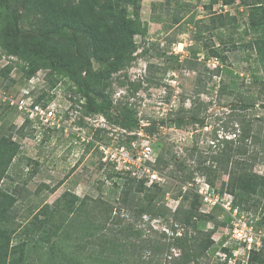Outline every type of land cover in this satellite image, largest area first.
Returning a JSON list of instances; mask_svg holds the SVG:
<instances>
[{"label": "rangeland", "instance_id": "1", "mask_svg": "<svg viewBox=\"0 0 264 264\" xmlns=\"http://www.w3.org/2000/svg\"><path fill=\"white\" fill-rule=\"evenodd\" d=\"M227 1L226 5L219 2L210 6L209 0H142L139 17L145 31L143 34L134 35L133 40L137 46L134 52L135 60L128 68L111 78L114 106L120 107L128 103L135 109L137 117L142 120L141 123L147 124L141 128L142 136L136 135L133 140L152 144L156 157L160 156L162 159L159 164L153 163L151 167L161 177L157 185L167 192L164 205L169 210V214L164 218L135 217L132 210L122 207L116 200L118 195L116 196L112 188L116 177H113V181L107 178L108 174L112 175V170L101 161L102 154L96 147V142L105 146L128 144L133 141L127 139L132 134L121 132L105 118L104 123H101L98 120L99 115H93L88 122L84 121L85 115H81L79 103H76L78 95L63 79H59L51 88L50 81L54 77L46 69L37 70L27 79L20 68L22 63L15 57L6 56L0 49V71L6 65H12L9 75L0 77V92L6 93V89L11 86L10 93L17 96L26 89H31V95L35 100L43 95L44 99L45 96L46 98L52 96L49 103L59 106V110L68 122L70 118L74 119L68 134L57 130L37 137L30 126L23 125V114L14 108L0 110V136L7 135L19 145L20 157L23 160L18 165L15 161L8 174L9 179H13L12 186L21 191L23 198V202L21 200L17 202L13 213L21 227L38 211L41 213L40 209L45 205L56 212L58 208L56 203L61 195L68 191L80 198L88 197L90 199L88 206L94 205V202L99 200L109 202L113 206L114 213L111 217L118 215L117 221H121L120 224L112 227L115 230V237L119 242L126 241L125 255L128 253L134 255V257L130 255L129 259L122 255L120 258L122 264H172L178 259L179 250L170 247L175 237L186 231L173 215L179 201L183 202L180 197L176 200L174 198L179 193L181 182L186 181L180 190V195L183 196L184 192L187 194V199L182 205L188 208L193 200L198 203L193 195L196 193L195 179L202 177L207 181L198 170L199 163L210 165L209 159L213 156L214 150L216 152V146L213 145L217 143L215 139L232 138V135L226 131L237 129L240 123L237 119L244 118L251 123L254 132L260 137L259 143L264 144V108H262L264 90L260 84H251L252 69L241 62L240 50L229 51L223 48L221 54L224 60L207 58L206 46L212 44L217 46L218 39L211 36L210 32H205L202 39L195 40V24L201 20L205 24H210L209 18L213 15H228L224 17L226 26L222 29L223 41L241 45L242 42H248L253 38L249 30L248 33L243 34L248 28L249 10L254 3H261L264 9V0ZM27 20L21 25L24 29L34 24L33 18ZM218 32L216 30V33ZM182 52L188 53V57L184 60H181ZM143 63L146 64L147 69L144 75L139 71L141 74L139 77L136 70H140ZM217 66L229 69L238 75L237 83L241 92L255 100L253 108L241 110L232 106L235 103L233 96L219 94V87L228 84L229 79L222 73H215L214 69ZM94 68L97 66L94 65ZM258 71L261 75L264 74V68ZM132 76L137 77L130 81ZM11 80L14 83L10 84ZM120 82L125 84L120 86ZM128 83L138 84L139 87L137 90H132ZM171 101L174 110L168 114L165 128L155 129L154 126L152 130H145L151 123H158L156 121L159 119L162 103L167 104ZM0 105L3 106L2 103ZM179 108L183 109L182 113H179ZM192 112L204 119L202 126L200 123L186 120L181 127H175L173 121L177 115L186 116L187 113ZM96 133L100 140L95 138ZM77 134L89 137V142H80ZM247 144L245 157L251 159L253 171L264 176V147L249 142ZM127 146L129 147V144ZM193 147L196 148L195 151L192 150ZM24 159H31L35 163L26 166ZM188 175L192 177V181L185 180ZM220 175L214 183L215 191L227 181V176ZM9 179L1 185L9 187L11 185ZM253 199L258 200L256 206L254 203H249V209L237 218L241 221L243 217L253 220L252 232H258L260 227L255 224V220L260 221L264 215V195H257ZM43 216L40 214L39 218L42 219ZM99 217H96L95 221L99 222ZM127 224L133 227V231L131 228L128 229ZM199 224L200 239H203L205 232L209 231H214L211 240L215 243L225 235L224 227L214 229L212 220H204ZM108 226L111 227L110 224ZM186 232L188 236L195 234L189 229ZM130 242L133 246L129 244ZM224 245L226 248L236 249L232 239ZM224 255L218 252L213 258H197L190 264H230L226 262ZM31 257L32 261H37L35 253ZM235 257L237 262H241L243 255L238 251Z\"/></svg>", "mask_w": 264, "mask_h": 264}, {"label": "trees", "instance_id": "2", "mask_svg": "<svg viewBox=\"0 0 264 264\" xmlns=\"http://www.w3.org/2000/svg\"><path fill=\"white\" fill-rule=\"evenodd\" d=\"M140 2L142 0H0V49L6 56L15 57L22 63L20 68L27 79L39 69L48 70L54 77L50 81L51 88L59 79H63L78 95L76 103H79L81 115H100L121 130L135 132L140 130L136 111L128 103L120 107L114 106L111 78L124 71L135 60L134 52L137 46L133 40L134 35L143 34L145 31L139 17ZM219 2L228 4L227 0H209V5ZM250 9L248 28L243 31V34L251 31L253 38L250 41L242 42L241 45L223 41L222 29L226 26L224 17L228 15L210 16V24L198 21L195 24V40L202 39L205 32H210L211 36L218 39L217 46H206L207 58L224 60L221 54L223 48L229 51L239 49L241 62L252 69L251 84H260L264 90V74L261 75L258 71L264 68V9L261 3L252 4ZM30 17L34 19V24L27 29L21 27L24 20ZM233 29L235 30V27ZM216 30L219 32L216 33ZM94 65L97 68H94ZM11 69L12 65H6L0 71V77H7ZM214 71L228 77L229 83L221 85L218 92L220 95L233 96L235 103L232 106L241 110L255 106V100L245 96L238 87L237 74L221 66H217ZM12 83L13 80L10 81V84ZM124 84L120 82V86ZM128 84L132 90L139 87L138 84ZM10 87L6 92L12 91ZM51 99L52 96H45L44 99L43 95L36 98V102L46 105ZM0 108L10 109L6 105ZM182 111L183 109L179 108V113ZM186 120H192L202 126L204 119L192 112L186 116L177 115L173 122L175 127L179 128ZM237 120L240 122L237 129L226 131L232 138L215 139L217 143L213 145L216 146V152L214 150L209 159L210 165L201 162L198 170L207 178V183L213 189L220 174L227 176L226 183H222L216 192L221 196L224 193L232 196V210L236 209L237 216L240 217L242 212L249 209V203H258L253 197L264 195V176L255 173L251 159L245 157L247 143L261 147H264V144L259 143L260 137L254 132L251 123L244 118ZM23 125L31 127L26 118ZM154 126L156 129L155 122L145 130H152ZM32 130L34 134L35 131ZM48 132L52 131L46 130L43 133ZM95 138L100 140L98 133ZM135 138L136 135L127 137L130 141ZM121 144L128 145H119ZM192 150L195 151L196 148L193 147ZM20 156L19 145L11 137L1 135L0 264H122V255L128 259L130 255L134 257L129 253L125 255L126 241L119 242L115 237L112 227L121 221H117L118 215L111 217L114 213L113 206L101 200L88 206V197L80 198L68 191L64 192L56 203V212L45 205L40 209L41 213L38 211L21 227L13 213L17 202H23V198L21 191L12 186L13 179H9L8 175L15 161L17 165L23 161ZM24 160L26 166L35 163L31 159ZM161 161L158 156L154 163L159 164ZM107 166L112 170V175L108 174L107 178L113 181V177H116L112 188L116 196L118 195L117 202L122 207L132 210L137 218H164L169 214L164 205L167 192L157 183L146 186L145 179L130 177V172L116 171L112 166ZM186 177L185 180L192 181L191 176ZM6 179L11 181L9 187L1 185ZM185 182H181L180 190ZM180 190L174 198L176 200L180 197L183 202L179 201L173 213L174 218L182 228L195 234L188 236L184 231L182 235L175 237L170 248H175L180 253L172 264H190L197 258H213L218 252L226 254L227 262V259L232 257V250L223 247L227 237L224 235L215 243L211 240L214 231H209L200 239L199 223L212 220L214 229L224 227L227 230L230 215L218 205L208 214L199 213L202 199L197 193L193 195L198 203L193 200L192 205L185 208L182 204L186 201L187 194L184 192L181 196ZM40 214L44 215L42 219L39 218ZM98 216L99 222L95 221ZM243 219L246 220L244 217ZM255 224L263 227L264 215ZM128 227L133 231L131 225ZM33 253L37 261H32ZM246 264H264V248L258 252H250Z\"/></svg>", "mask_w": 264, "mask_h": 264}, {"label": "built area", "instance_id": "3", "mask_svg": "<svg viewBox=\"0 0 264 264\" xmlns=\"http://www.w3.org/2000/svg\"><path fill=\"white\" fill-rule=\"evenodd\" d=\"M187 57L188 53L182 52L181 60H184ZM146 69V64L143 63L141 69L136 70L137 76L141 77V74L144 75ZM139 71H141V74H139ZM137 76H132L130 81H133V78H136ZM31 94V89L23 90L20 96L10 92H0V104L2 103V105H6L9 108H14L17 112L23 114L24 119L26 118L30 121L31 129H34V133L37 137L42 135V133L46 130H51L52 132L60 130L68 134L71 131V124L74 119L70 118L68 122L59 110V106H53L54 103L46 105H42L41 103L39 104V102L37 103ZM160 104L161 103H159V105ZM162 105L163 107L159 114V119L156 121L158 122L156 125L157 128L164 129L168 114L174 110V105L173 101L167 104L162 103ZM70 116H72V114H70ZM90 118H92V116H84L83 119L88 122ZM98 120H100L101 123H104L105 121L102 116H100ZM141 121L142 120L140 119V130L130 134L142 136V133L140 132L142 131L141 128L147 124L141 123ZM79 130L82 131V129ZM118 130L126 133V131L119 128ZM76 136L80 142L88 143L90 140L89 137L84 134H77ZM96 145L102 154L101 161L106 165L112 166L116 171L130 172L131 175L135 176L137 179H145L146 186L156 184L160 181L161 177L158 172L151 167L156 159L155 149L152 144L145 141L139 142L133 140L131 141L129 147L125 145L105 146L99 142H96ZM195 183L196 193L200 195L202 199V204L199 208L200 213L208 214L211 212L213 207L218 205L231 217L229 228L225 230V236L227 237L226 242L229 239H232L237 246H234L236 249H231L232 257L228 258L227 262L235 264L237 262L235 257L236 252L239 251L240 254L243 255L241 264H246L250 252H258L261 248H264V226L261 227L258 232H252L254 230V226L252 224L253 220L243 219V221H241L237 218V210H232L231 207L232 196L230 194L224 193L221 196L213 188H211L207 181L202 177H197L195 179ZM223 247H226V245H223ZM224 256L226 259V254Z\"/></svg>", "mask_w": 264, "mask_h": 264}]
</instances>
